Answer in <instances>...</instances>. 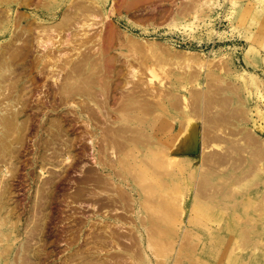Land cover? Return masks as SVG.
Wrapping results in <instances>:
<instances>
[{
	"label": "bare ground",
	"instance_id": "1",
	"mask_svg": "<svg viewBox=\"0 0 264 264\" xmlns=\"http://www.w3.org/2000/svg\"><path fill=\"white\" fill-rule=\"evenodd\" d=\"M27 1L0 0V36L9 34L7 41L0 44V155L10 156L22 149L29 131L36 134L43 130L54 140L66 135L67 138L62 143L65 146L63 160L73 156L72 142L75 139L78 138L83 144L79 143V151L73 156L75 161L72 166L80 167L77 178L71 179L69 175L59 177L57 184L52 178L45 179L38 186L39 197L27 209L29 217L26 218L29 220L26 222L31 223L32 215L35 220L34 225L28 229L27 242L24 241L27 243L24 248L28 250L24 249L26 253H22L21 263L38 264L41 242L53 246L47 256L51 259L54 251L59 248V243L64 241L71 246L78 241L77 237L82 234V223L79 221L63 224L65 227L62 229H54L52 225L49 230L44 227L45 221H55L62 202L70 207V204H81L82 201L87 202L92 209L91 216L101 213L107 216L111 213L115 217L109 224L104 222V227H97L96 223L89 227L83 246L76 247L59 264L151 262L149 254L158 255L165 244L164 234H171L166 224L170 222L173 211L166 198L163 201L161 195L145 191L142 182L149 178L148 175L153 176L152 181L147 180L151 185L167 187L173 181L174 169L163 172L162 176L156 175L155 179L152 175L163 164L167 167L178 165L180 171L205 165L209 169H239L236 176L238 179L243 171L254 168L256 159L264 156V138L258 139L246 125L253 118L250 109L233 105L232 96L222 95L221 88L208 86L205 90H198L197 87L190 90L186 84H197L201 77L199 71H186L183 77L178 78L179 85L168 90L161 89V92L151 86V77L147 81L141 79L139 68L143 58L137 56L139 45L114 21L117 11L115 6L129 10V13L138 17L132 22L144 27L155 25L154 22L163 17L174 19L178 14L187 12L186 4L178 7L179 0H170L171 7L164 9L162 5L168 0H112L109 10L106 9L109 0H64L60 1H66L60 11V18L54 22H44L36 21L39 15L35 12L14 15V4L22 6ZM195 1L197 2L189 0V3L194 5ZM28 17L33 21L28 20ZM107 19L111 20V24L104 31L103 25ZM139 21L147 23L139 24ZM98 25L100 29H97ZM124 50L128 52L125 53ZM191 55L193 54L189 53L186 63H189ZM35 79L43 81L41 85L47 89L53 106L70 104L75 112L69 113L67 117L51 116L45 122L37 123L34 122L37 120L35 116L46 105L43 100H38L44 106L42 108L38 102L33 103L36 105L35 110L33 109L35 120L30 122L25 109L31 93L37 89L33 84ZM48 79L50 84L47 83ZM175 89L185 94H178ZM169 94L175 98L174 101L167 97ZM18 103L20 107L13 109ZM179 105L189 107L185 115L189 123L180 121L176 132V126H169V136L157 135L156 131L160 127L151 124L142 127L136 121L142 114L151 113L155 106L169 109ZM193 116H198L203 121L202 124H195ZM29 122L35 125L30 128ZM75 125L82 126L76 129L80 133L78 135L70 132ZM40 136L37 141L35 139V146L42 148L49 145L47 139L50 138ZM215 149H219V152ZM193 152H197L195 161L189 156ZM88 154L92 155V164L84 168L79 162ZM40 158L44 160L45 156ZM204 180L199 178L195 197L204 194ZM70 184H75L71 190ZM131 185L138 198L135 202L131 192L125 187ZM47 186L51 190L46 197L44 190ZM135 203L138 204V211L135 212L140 218L138 223L145 224L144 232L135 227L133 219L131 221L126 217L132 215ZM155 211L162 215L158 216ZM139 212L144 215L141 217ZM122 218L125 220L122 221ZM126 225L129 230H124ZM33 238L38 239L39 248L36 246V250L34 249L35 254L38 250L36 255L39 260L35 257L38 260L36 262L29 255V248L36 243L35 240L31 244ZM187 246L186 240L179 243V253L174 261L181 264L193 261L182 252L186 251ZM45 247L42 246V251ZM112 249L110 259L99 255L102 251L109 253ZM28 251L30 252L27 253ZM9 252L8 248L5 254ZM39 264H46L45 259Z\"/></svg>",
	"mask_w": 264,
	"mask_h": 264
},
{
	"label": "rangeland",
	"instance_id": "2",
	"mask_svg": "<svg viewBox=\"0 0 264 264\" xmlns=\"http://www.w3.org/2000/svg\"><path fill=\"white\" fill-rule=\"evenodd\" d=\"M60 1L64 0H28L26 5L14 4L12 10L14 15L20 13L27 15L35 12L39 15L36 21L54 22L60 18V11L66 4V1ZM111 1L109 0L106 9H111ZM169 1L163 3L164 9L171 7L172 3ZM185 4L187 12L178 14L174 19H170L169 16L163 17L154 22L155 25L144 27L132 22L138 17L129 13V10L115 6L117 11L114 21L125 31L126 35H130L133 41L137 42L139 45L137 56L144 59L139 68L141 79L147 81L151 77V86L161 92V89L168 90L179 85L178 78L183 77L186 71H199L201 77L198 83L186 84L190 90L194 87L198 90H205L208 86L221 88L222 95L232 96L233 105L250 109L251 118H253L246 125L252 129L258 139L264 138V0H197L194 5L189 3V0H179L177 6ZM52 13L54 17L51 18ZM28 20L33 21L31 17H28ZM110 21V19L105 21L104 31L109 29ZM145 23L147 22L139 21V24ZM100 28L98 25L97 29ZM8 38L9 34L0 36V44ZM124 52L128 51L124 50ZM189 53L193 55L189 63H186ZM33 74L35 75V72ZM35 80L34 82L37 83L33 82V84L37 86V89L34 90V94L31 93V99L25 109L30 122L35 120L33 109L35 110V104L38 103L42 108L44 103L46 105L43 111L35 116L37 120L34 122L37 123L45 122L51 116L67 117L69 113L75 112L70 104H54L53 106L48 98L47 89L41 85L43 81ZM47 83L50 84L51 81L48 79ZM33 84L31 83V86ZM185 91L187 93L186 89ZM175 92L185 94L176 89ZM167 97L171 98L170 101L175 100L171 95ZM38 100H43L44 103ZM19 105L20 103L13 109H18ZM188 111L189 107L183 108L180 105L169 109L155 106L151 113L142 114L136 121L142 127L150 124L160 127L156 131L157 135L169 136V126H176L174 130L176 132L180 121L189 123L185 118ZM192 120L200 125L203 122L198 116H193ZM31 124L30 128L35 125V123ZM80 128L82 126L75 125L70 132L78 135L80 133H77L76 129ZM42 131L36 134L29 131L30 134L26 135L24 147L15 154L2 155L3 157L0 155V160L3 158L5 160L0 161V253L3 251L0 255V264H22L24 255L22 253L28 250L24 248L27 246L25 242H27L28 229L34 225L35 220L32 215L31 223L26 222L29 220L26 218L29 217L27 209L31 202L39 197L37 195L38 186L42 185L45 179L52 178L57 184L59 177L69 175L71 179H74L80 173V167L72 166V164L75 161L74 154L79 151L83 144L82 141L75 139L76 141L72 142L74 157L70 156L63 160L65 146L62 143L67 136L63 135L59 137L60 140L58 138L54 140L51 135ZM39 136L50 138L47 139L49 145L43 146L44 148L36 147L35 142ZM215 150L219 152V149ZM191 154L189 156L195 161L197 152ZM39 156L43 158L45 156V159L40 160ZM86 156L82 160L84 164L82 161L79 162V165H84V168L92 164V155ZM177 156L184 157L185 155L177 154ZM259 158L255 160L254 168L243 171L238 179L236 176L239 169L228 170L225 167V169L223 167L209 169L205 165L180 171L177 168L178 165L167 167L163 164V167L157 169V172H152L154 173L152 175L155 179L156 175L162 176L163 172L174 169L173 181L167 187L151 185L147 180L152 181L153 176L148 175L149 178L142 182L145 191L154 193L153 195H161L163 201H166V198L173 213L170 215L172 219L169 216L170 222L166 224L171 234H164L165 244L162 251L155 256L149 254L151 262L144 260L142 264H181L174 261V258H177L178 246L183 240L187 241L188 248L182 252L193 260L186 264H264V156ZM199 178L205 179L202 189L204 194L195 197L194 192ZM74 185L70 184L69 190ZM125 187L131 192L135 202L138 198L132 185ZM50 190L49 186L45 188L46 197L49 196L47 192ZM149 204L153 205V203ZM59 206L61 210L56 212L55 221L50 223L45 221L46 228L44 229L49 230L51 225L54 229H62L67 223L79 221L82 223V234L71 246L64 241L59 243L61 250L57 248L58 252L54 251L51 259L47 256L53 246L46 245L45 241L44 244L41 242L40 249H38L39 254L38 250L36 251L38 257H41L40 260L34 252L36 246L39 248L38 239L33 238L30 241L31 244L35 240L36 243L31 245V249L29 248L31 252L27 253H31L29 255L33 256L32 259L37 257L39 261L37 258L33 260L38 261V264L43 263L44 259L46 264L61 263L69 253L83 246L89 227L95 225L94 223L97 227L99 225L104 227L105 225H102L104 222L109 224L115 217L111 213L107 216L104 213L91 216L92 209L85 201L81 204H70V207L62 202ZM134 206L135 208L132 206L131 210L132 215L126 217L131 221L133 219L136 223L135 227L144 232L145 224H139L140 218L135 214L138 211V204L135 203ZM46 211L48 212L45 209ZM155 212L158 216L162 215L158 211ZM139 215L142 217L144 214L139 212ZM124 220L125 218H122V221ZM126 226L124 230L127 228L129 230V226ZM42 246L47 247L43 248L45 252L42 251ZM6 248L10 249L8 256L5 254ZM111 251L113 249L108 251L109 253L102 251L99 255L110 259Z\"/></svg>",
	"mask_w": 264,
	"mask_h": 264
}]
</instances>
